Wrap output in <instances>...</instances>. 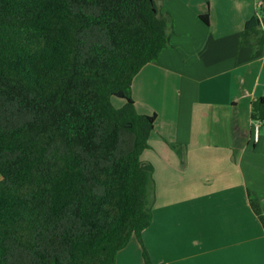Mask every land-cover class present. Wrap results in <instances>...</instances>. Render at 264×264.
I'll use <instances>...</instances> for the list:
<instances>
[{
  "label": "trees",
  "instance_id": "obj_1",
  "mask_svg": "<svg viewBox=\"0 0 264 264\" xmlns=\"http://www.w3.org/2000/svg\"><path fill=\"white\" fill-rule=\"evenodd\" d=\"M162 1L0 0V264H117L132 237L152 264L154 167L141 157L157 116L137 112L132 83L171 47ZM240 45L264 47V0ZM251 119L264 124V91Z\"/></svg>",
  "mask_w": 264,
  "mask_h": 264
},
{
  "label": "crops",
  "instance_id": "obj_2",
  "mask_svg": "<svg viewBox=\"0 0 264 264\" xmlns=\"http://www.w3.org/2000/svg\"><path fill=\"white\" fill-rule=\"evenodd\" d=\"M259 4L160 3L173 18L171 47L132 83L137 112L157 116L141 157L154 167L153 219L142 232L152 264H264V229L248 199L264 211V124L255 141L251 119L264 91V47L252 54L240 45ZM117 264H145L135 237Z\"/></svg>",
  "mask_w": 264,
  "mask_h": 264
},
{
  "label": "built area",
  "instance_id": "obj_3",
  "mask_svg": "<svg viewBox=\"0 0 264 264\" xmlns=\"http://www.w3.org/2000/svg\"><path fill=\"white\" fill-rule=\"evenodd\" d=\"M255 126H254V139L255 141L258 140V127H259V122H255Z\"/></svg>",
  "mask_w": 264,
  "mask_h": 264
},
{
  "label": "rangeland",
  "instance_id": "obj_4",
  "mask_svg": "<svg viewBox=\"0 0 264 264\" xmlns=\"http://www.w3.org/2000/svg\"><path fill=\"white\" fill-rule=\"evenodd\" d=\"M114 101L116 100L117 102H119V103H121L122 101L121 100H119V99H113Z\"/></svg>",
  "mask_w": 264,
  "mask_h": 264
}]
</instances>
